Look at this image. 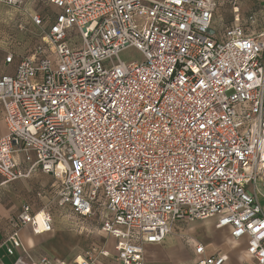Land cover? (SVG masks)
Listing matches in <instances>:
<instances>
[{"label": "built area", "instance_id": "obj_1", "mask_svg": "<svg viewBox=\"0 0 264 264\" xmlns=\"http://www.w3.org/2000/svg\"><path fill=\"white\" fill-rule=\"evenodd\" d=\"M50 2L59 13L48 26L29 16L42 42L19 58L15 74L0 76L1 185L26 176L18 155L34 157L32 169L60 181L59 206L86 219L103 214L117 264H146L145 246L162 243L175 222L214 217L234 239L248 238L246 264H264V212L248 190L264 171L257 14L243 16L235 6L233 23L218 28L217 0ZM76 37L81 46L71 44ZM131 48L141 60L121 59ZM27 225L35 234L51 231V210L24 205L0 244L14 264H70L34 260L19 237ZM75 264L100 263L79 257Z\"/></svg>", "mask_w": 264, "mask_h": 264}, {"label": "crops", "instance_id": "obj_2", "mask_svg": "<svg viewBox=\"0 0 264 264\" xmlns=\"http://www.w3.org/2000/svg\"><path fill=\"white\" fill-rule=\"evenodd\" d=\"M227 1L223 11V25L229 26L234 20V8H239L241 15L247 16L253 11L251 0H219L220 4ZM263 6L264 0H257ZM8 9L22 17L14 22L15 27L29 21V16L39 14L45 18L46 26L49 19L59 13V9L50 0H23L20 6H9L0 2V76L13 75L19 62L18 49L9 47V17ZM259 17L260 26H264V16L261 11L255 12ZM7 15V16H6ZM23 18V16H25ZM28 19V20H27ZM25 20V21H24ZM215 20V19H214ZM27 23V22H26ZM216 26V22H214ZM224 26V27H225ZM35 27V26H34ZM217 27V26H216ZM13 38L19 40V32ZM35 35H33L34 37ZM13 55L11 63L7 57ZM7 134L4 112L0 103V139ZM18 168L26 175L7 186H2L0 176V244L14 231V222L22 212L24 205L31 207L32 213H38L48 207L53 216V228L49 232L35 234L30 225L24 226L19 233L24 249L34 260L49 256L57 260H64L70 264L80 258H96L100 264H117V240L101 231L104 222L102 213H96L91 218L80 217L71 207H61L57 204L56 195L60 190V181L50 174H45L40 168H31L34 162H28L23 154L18 155ZM264 212V171L259 176L256 185H249ZM218 218L204 221H177L162 243L147 244L145 246L146 264H199L201 261L217 259L226 256L223 264L252 263L248 255V238L239 240L231 236L229 227H217ZM204 246L202 255L196 253V246ZM14 257L6 254L5 248L0 249V264H14Z\"/></svg>", "mask_w": 264, "mask_h": 264}, {"label": "rangeland", "instance_id": "obj_3", "mask_svg": "<svg viewBox=\"0 0 264 264\" xmlns=\"http://www.w3.org/2000/svg\"><path fill=\"white\" fill-rule=\"evenodd\" d=\"M221 2H219V0H217V8L215 11V22H216V26L218 28H223L225 25L222 24L223 20H224V16L227 17L228 14H226L223 9L227 6V1L223 4H220ZM250 4V8L253 11L252 13H255L256 11H261L262 17L264 16V7L260 6L262 4H260L259 1L257 0H251ZM264 5V3H263ZM8 17H9V34H10V39H9V47L10 49H18L19 51V55L21 57H26L30 54V52L37 46L39 45L42 40H41V33L42 31L34 26H32L30 24L29 21H26L25 23H23V25H21L20 27L17 26L15 27L14 22L17 21L18 19H20L22 17V15L20 16L19 14H16L14 11H12L11 9H8ZM6 15V16H7ZM26 17L23 16V18ZM264 18V17H263ZM28 20V19H27ZM25 21V20H24ZM137 24L138 25H143L145 24L144 20H137ZM17 29L20 34L19 36V40L16 41V38H13L15 36L17 32ZM71 34H73V32H71ZM33 35H35L33 37ZM71 44H74L76 46H81V39L79 37H76L75 39H73V41L71 42ZM121 59L127 63H130L132 61L135 60H141V55L140 52L137 51L135 48H131L128 49L126 51H124L121 55H120Z\"/></svg>", "mask_w": 264, "mask_h": 264}, {"label": "snow or ice", "instance_id": "obj_4", "mask_svg": "<svg viewBox=\"0 0 264 264\" xmlns=\"http://www.w3.org/2000/svg\"><path fill=\"white\" fill-rule=\"evenodd\" d=\"M176 2L179 3L180 0H176ZM57 31H59V29H57ZM8 59L11 60L12 57L9 56ZM249 79H251V77H249ZM202 127H203V126H202ZM225 223H227V221H225ZM38 231H39V229H38ZM238 234H239V233H237V235H238ZM201 250H202V249H201Z\"/></svg>", "mask_w": 264, "mask_h": 264}]
</instances>
